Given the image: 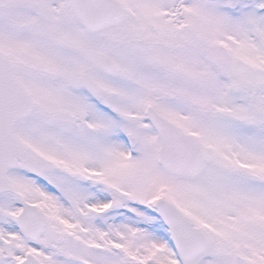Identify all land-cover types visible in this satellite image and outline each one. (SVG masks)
<instances>
[{
  "label": "rangeland",
  "instance_id": "rangeland-1",
  "mask_svg": "<svg viewBox=\"0 0 264 264\" xmlns=\"http://www.w3.org/2000/svg\"><path fill=\"white\" fill-rule=\"evenodd\" d=\"M115 1L124 22L90 33L66 0H0V50L35 102L14 132L49 164L41 178L11 170L9 181L59 232L52 246L24 238L20 205L0 195V264L28 254L42 264H264V0ZM82 75L100 88V110ZM148 105L195 138L198 176L158 164ZM159 200L207 235L192 263L164 233Z\"/></svg>",
  "mask_w": 264,
  "mask_h": 264
},
{
  "label": "water",
  "instance_id": "water-1",
  "mask_svg": "<svg viewBox=\"0 0 264 264\" xmlns=\"http://www.w3.org/2000/svg\"><path fill=\"white\" fill-rule=\"evenodd\" d=\"M76 16L81 23L92 32H98L106 28L123 23L124 13L120 5L114 0H68ZM79 52L97 68L108 73H115L113 63L100 53L80 48ZM214 61L221 66L226 64L221 55H216ZM0 96L10 94L18 97L15 106L7 109L5 105L13 102H0V193L13 191L8 184L6 170L9 166L19 165L18 157L23 167L36 175L42 174L48 167L47 163L39 156L22 146L12 133V125L17 118L28 115L32 110V102L27 93L15 81L13 67L0 53ZM83 83L96 93H99L96 85L86 75L82 77ZM151 122L163 138V146L160 149V164L172 175L184 178H194L204 167V156L195 141L184 137L175 127L161 118L152 108H149ZM21 200L23 211L19 216V225L24 235L33 241H38L40 236L47 234L49 243H58V233L49 227L44 213L35 205L24 201L20 194H16ZM116 206V205H115ZM165 222L169 226L174 243L188 263L195 261L209 248V240L199 229L192 226L173 205L165 200L157 204ZM22 264H41L33 256L29 255Z\"/></svg>",
  "mask_w": 264,
  "mask_h": 264
}]
</instances>
